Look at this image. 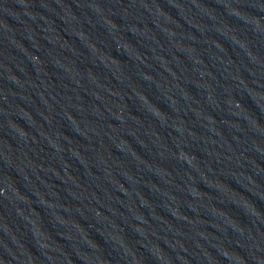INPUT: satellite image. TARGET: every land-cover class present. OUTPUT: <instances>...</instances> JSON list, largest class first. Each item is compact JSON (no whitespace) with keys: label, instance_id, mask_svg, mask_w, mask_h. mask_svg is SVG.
I'll list each match as a JSON object with an SVG mask.
<instances>
[{"label":"water","instance_id":"water-1","mask_svg":"<svg viewBox=\"0 0 264 264\" xmlns=\"http://www.w3.org/2000/svg\"><path fill=\"white\" fill-rule=\"evenodd\" d=\"M0 264H264V0H0Z\"/></svg>","mask_w":264,"mask_h":264}]
</instances>
